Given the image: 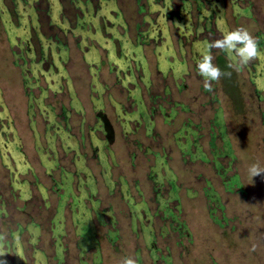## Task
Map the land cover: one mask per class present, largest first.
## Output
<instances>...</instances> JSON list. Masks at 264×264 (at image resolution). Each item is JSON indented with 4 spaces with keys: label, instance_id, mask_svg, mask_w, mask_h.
<instances>
[{
    "label": "rangeland",
    "instance_id": "1",
    "mask_svg": "<svg viewBox=\"0 0 264 264\" xmlns=\"http://www.w3.org/2000/svg\"><path fill=\"white\" fill-rule=\"evenodd\" d=\"M237 27L257 56L211 48L207 90ZM253 163L264 0H0L3 264H264Z\"/></svg>",
    "mask_w": 264,
    "mask_h": 264
},
{
    "label": "clouds",
    "instance_id": "2",
    "mask_svg": "<svg viewBox=\"0 0 264 264\" xmlns=\"http://www.w3.org/2000/svg\"><path fill=\"white\" fill-rule=\"evenodd\" d=\"M211 48H217L226 53L237 70L246 66L257 56L256 39L246 28L237 27L233 30L224 31L220 38L205 46L201 58L197 61L196 70L204 78V87L207 90H211L212 82L219 80L223 74L221 69L213 63ZM247 171L253 180V177L264 173V167H261L259 163H253ZM0 264H3V262H0ZM122 264H136V261L126 257Z\"/></svg>",
    "mask_w": 264,
    "mask_h": 264
},
{
    "label": "trees",
    "instance_id": "3",
    "mask_svg": "<svg viewBox=\"0 0 264 264\" xmlns=\"http://www.w3.org/2000/svg\"><path fill=\"white\" fill-rule=\"evenodd\" d=\"M223 64L225 65L227 63L225 61H223L222 59H220L219 65L223 67L224 66ZM234 179H236V178H234ZM172 190L173 191L176 190V187H175V185L173 183H172Z\"/></svg>",
    "mask_w": 264,
    "mask_h": 264
}]
</instances>
